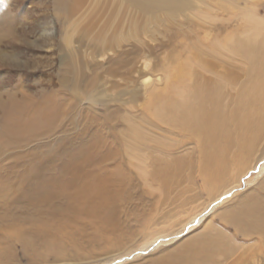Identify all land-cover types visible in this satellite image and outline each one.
<instances>
[{"label": "rangeland", "instance_id": "obj_1", "mask_svg": "<svg viewBox=\"0 0 264 264\" xmlns=\"http://www.w3.org/2000/svg\"><path fill=\"white\" fill-rule=\"evenodd\" d=\"M8 1L12 29L9 36H15L9 37L6 44L17 59L0 64V107L10 97L20 100L28 95L37 99L44 92H51L60 102H72L73 106L65 107L68 116L64 115L61 124L52 127L42 139L4 148L5 152L0 154V219L6 221L0 226V250L7 247L1 264H195V259L201 264H264V212L248 216L251 224L247 232L236 231L232 223L251 203L264 206V115L260 121L262 128L255 126L253 131V146L258 153L252 157L248 169L232 183H225L231 177L226 175L229 177L217 181L211 192L204 187L201 176L198 132L164 115L157 117L153 109L166 107L172 111L189 101L183 100L193 90L188 75L183 74L184 66L198 77V89L207 87L203 84L205 80H220L223 90L237 94L247 78L244 65L247 60L240 52H231L227 41H220L224 47L218 46L215 37L233 35L239 41L245 40L249 31L243 16L258 13L257 17L264 21V0H196L194 4L201 5L196 11L163 15L167 22L153 17L158 26L153 34L155 40L143 36L140 26L134 24L136 32L131 30L130 19L142 23L144 15L130 4L133 9H127L120 0L108 8L82 1L67 21L58 13L54 0ZM3 2L7 1L0 0L2 6ZM127 19L130 26L124 28ZM238 26L240 29L230 31ZM203 54L205 60L199 61ZM59 71L76 81L77 76L69 77L68 71L79 72V89L72 93L69 86H60ZM5 79H10V83ZM223 101L229 104L230 99ZM107 109L115 113L108 135L110 139L116 136L109 143L118 153L108 158L105 168L111 171L119 167L128 176L134 195L132 202L128 200L122 205L121 218L127 224L125 236L103 242L95 238L94 218L65 220L70 214L61 212L60 206L66 200L57 189H46L50 197L44 198L42 210L39 201L18 209L23 189L30 183L24 186L18 173L25 172L33 178L47 169L53 175L58 171L54 161L66 151L80 147L81 139H91L97 133L92 135L96 123L90 124L91 116L104 115ZM228 124L231 131L235 130L232 122ZM85 125L88 128L82 127ZM121 132L136 140L133 149L120 136ZM233 142L236 146L237 138ZM161 163L173 168L181 164L182 177L173 185L163 186L157 177ZM10 165L17 166V173H6ZM153 165L158 167L154 176ZM13 213L14 227H10L3 215ZM142 214L150 222L137 227L136 221ZM44 220L47 227L54 224L56 228L47 239L72 240L80 249L72 246L61 253L46 250L53 241L38 239L34 233ZM17 227L20 236L11 237L4 244L3 236ZM57 229L61 231L57 233ZM228 235L239 246L234 243L225 249L222 242ZM189 240L194 242L188 243Z\"/></svg>", "mask_w": 264, "mask_h": 264}, {"label": "bare ground", "instance_id": "obj_2", "mask_svg": "<svg viewBox=\"0 0 264 264\" xmlns=\"http://www.w3.org/2000/svg\"><path fill=\"white\" fill-rule=\"evenodd\" d=\"M4 1L8 3L3 2V6L1 5L2 3H0V64H6L8 61L13 62V60L17 59L15 54L10 53V49L7 48L6 44V42L8 43L9 41L7 39L15 35L9 36L12 33L10 25L11 11L7 8L9 1ZM82 1L85 0H54V3L60 11H58V13H61V17L65 18L64 20L67 21L71 15L75 13L77 5ZM87 1L94 2L98 6L106 8L109 7V4L118 3V0H106L102 2L97 0ZM120 1L126 3L125 7L127 9L132 10L133 7H137L141 10H139V12L144 15L142 23L135 21L133 18L130 19L132 24L131 30L136 32L135 25L140 26L142 35H147L151 40H155L153 34L158 28L153 21V17L157 16L162 22H167V20L163 18V15L169 16L178 11L185 14L188 9L196 11L201 8V5L194 4L196 0L192 1L190 4L188 0ZM5 4L6 6L4 7ZM129 4L133 7L129 6ZM122 6L123 3H121V7ZM257 15L258 13H247L243 16L245 28L249 31L245 40L239 41L237 38H234L233 35L215 37L218 46L221 45L224 47L220 41H227L229 42L228 48L234 50H230L231 52H240L247 60V63H244V65H247V78L239 86L237 94H228V92L223 90L220 80H210L209 82L205 80L203 84L207 87H205L204 90L198 89V77L192 73L191 70L188 72L186 66H184L183 74L185 77L188 75L189 84L193 88V90H189L188 94L183 97V100L189 101L184 103L182 107H178L172 111L168 110L166 107H153L157 117L160 118L161 115H164L176 124L191 126L198 132L201 139V176L204 187L211 192L216 188V182L222 178L225 180L226 177L231 176L225 183L227 181H229V183L234 182L237 175L247 168L252 157L258 153L253 146V131H255V126L259 129L262 128V122L260 123V121L264 115V21L258 18ZM128 21L127 19V24L124 28L130 26ZM238 29H240V26L230 31L234 32ZM133 36L135 38V35ZM143 42L145 43L144 40ZM145 45L149 44L146 42ZM210 46H212V44ZM133 54L135 55L134 52ZM190 55L191 53L188 54L187 57ZM204 55L205 54L199 57V61L205 60L206 56ZM107 60H110V57L107 56ZM58 74L60 86H69L72 93L79 89L77 85L79 84L77 82L79 81V72L75 73L68 71L69 77L77 76V81L74 78H68L63 74L61 75L60 71ZM5 81L6 83H10V79H5ZM227 98L230 99L229 104H225L223 101ZM9 99V101L3 104V107H0V154L5 152V149L15 147L16 144H18L16 146L21 144L24 146L31 141L42 139L52 127L61 124L60 120L64 115L68 116V114L64 113L65 107L72 108L71 106H73L72 102H68V105L67 103L60 102L56 98H53L51 92H44L37 99H31L28 95H23L20 100H16L13 97ZM1 104L2 100L0 99V105ZM66 112L70 111L66 110ZM114 114V111L109 109L105 111L104 115L99 114V116L94 113L93 117L91 116L92 121L90 124L96 123V130L92 135L97 133L86 141L80 138L82 142L80 147L66 151L60 159L54 161L56 162L58 171L53 175H49L50 173L47 169H44L42 173H39L33 178H30L25 172L23 174H16L17 176H21L24 186L30 181L25 189H23V193L20 197L21 200L18 201L20 202V207L18 209L22 207H31L35 201H39V210H42L44 198L50 197L47 195L46 189L47 191L48 189H57L66 200V202L64 201V204L60 206L63 210H61V212L66 211L70 214L65 220L72 221L77 217L94 218L97 221L94 228L95 238L103 242L116 241L125 236L124 226L127 224L122 221L123 217L121 218L122 205L128 200L132 202L134 200V195L132 196V191L129 187L130 183H128V176L122 172L119 167L116 166L114 169H119L114 172V169L108 171V169L105 168L108 158L114 152L115 155L118 153V149H115V147L111 149V144L109 143V141H113L116 136H114V139H110L108 135L110 123H112L111 119ZM85 117L88 118V115L86 114ZM86 120H84V122ZM228 122L233 123L235 130H233V128V131H231ZM78 123L79 122H77V124ZM86 124H88V122ZM82 127L85 129L88 128L86 125ZM60 130L63 129L61 128ZM90 133H86V135ZM120 136L127 140L128 145L133 149L136 140L130 135H124L122 132ZM234 138H237L236 146L234 145L236 140L233 142ZM134 150L137 151V148ZM262 150H264V147ZM12 164L17 163L14 162ZM17 166L10 165L6 173H17ZM100 166H103V168ZM153 167L152 175L153 172L158 170L157 166L153 165ZM176 167L177 168H173V166L168 163H161V170L157 174V177L160 179L163 186H168L169 184L173 185L179 177H182V165L178 164ZM47 185L50 186L46 187ZM0 186H2L1 183ZM262 186H264V176L262 177ZM37 187L39 189H37ZM0 192H2L1 189ZM51 195L52 197H57L55 194ZM34 205H36V203ZM58 207L59 206H57V208ZM5 209L7 208L5 207ZM4 211L6 212V210ZM4 211L3 213H5ZM263 212L264 206L259 203L253 202L248 205L242 214L232 221V223L235 224L236 231L247 232L248 226L251 224L248 216L262 214ZM24 213L26 214V212ZM14 215V213L3 215L7 218L10 227H14ZM60 220H63V218H60ZM4 221L5 219H0V226L4 224ZM199 221L201 220H197V222ZM149 222L150 220L143 214L140 216V219L136 221L138 224L137 227L148 224ZM25 223L27 224L26 220ZM17 225L20 224L17 223ZM27 225L29 226V224ZM190 225H192V223ZM4 227L2 228L5 229ZM18 228L19 227L14 228L16 230L12 228L13 231H10V229V232L3 236L4 244L9 243L6 241L9 238L20 236L21 233L19 234L17 232ZM22 228L24 227L22 226ZM27 228L28 227H26L25 230ZM1 231L2 230H0V232ZM51 231H56L54 224L47 227L44 220L38 224L34 233L37 234L38 239H47L46 237ZM60 231V229H57V233ZM229 236L230 235L226 236L222 242L225 249L231 248L234 243L238 245L237 241L235 242V240ZM47 240L49 242L53 241L51 242L53 244L52 247L49 246L48 249L45 248L50 252H68L67 250L72 246L73 249H80L79 245L72 240L65 242L59 237ZM187 242L193 243L194 241L189 240ZM1 249L0 264L3 260L4 252H7V247L2 246ZM243 252L244 251H242V255L244 254ZM240 260H242L241 257ZM194 263L201 264L198 259H195Z\"/></svg>", "mask_w": 264, "mask_h": 264}]
</instances>
